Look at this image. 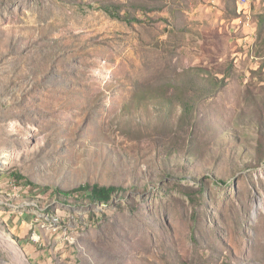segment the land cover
<instances>
[{
  "label": "rangeland",
  "instance_id": "rangeland-1",
  "mask_svg": "<svg viewBox=\"0 0 264 264\" xmlns=\"http://www.w3.org/2000/svg\"><path fill=\"white\" fill-rule=\"evenodd\" d=\"M215 7L0 0V231L28 264H264V0Z\"/></svg>",
  "mask_w": 264,
  "mask_h": 264
},
{
  "label": "bare ground",
  "instance_id": "bare-ground-1",
  "mask_svg": "<svg viewBox=\"0 0 264 264\" xmlns=\"http://www.w3.org/2000/svg\"><path fill=\"white\" fill-rule=\"evenodd\" d=\"M2 162L0 161V167L4 165V163ZM0 249L2 250V252L7 254L12 264H28L27 261L24 260L21 253L19 252L20 249L18 248L16 249L14 243L9 241L8 237L1 231H0Z\"/></svg>",
  "mask_w": 264,
  "mask_h": 264
},
{
  "label": "trees",
  "instance_id": "trees-1",
  "mask_svg": "<svg viewBox=\"0 0 264 264\" xmlns=\"http://www.w3.org/2000/svg\"><path fill=\"white\" fill-rule=\"evenodd\" d=\"M82 191H90L91 198L93 201L106 204L109 201L110 195L114 191V188H98L97 186L90 188L89 186H86L85 188H82ZM57 193L64 197L66 195V193H62L60 191H57Z\"/></svg>",
  "mask_w": 264,
  "mask_h": 264
},
{
  "label": "crops",
  "instance_id": "crops-1",
  "mask_svg": "<svg viewBox=\"0 0 264 264\" xmlns=\"http://www.w3.org/2000/svg\"><path fill=\"white\" fill-rule=\"evenodd\" d=\"M208 1V3H209V10L210 9H212V10H214V9H216L217 10V7H215L216 6V4H219L220 3V0H206V2ZM211 4H213L214 6H212V7H210V5ZM208 7V6H207ZM211 11V10H210Z\"/></svg>",
  "mask_w": 264,
  "mask_h": 264
},
{
  "label": "built area",
  "instance_id": "built-area-1",
  "mask_svg": "<svg viewBox=\"0 0 264 264\" xmlns=\"http://www.w3.org/2000/svg\"><path fill=\"white\" fill-rule=\"evenodd\" d=\"M249 0H237V4L239 6H246L248 4Z\"/></svg>",
  "mask_w": 264,
  "mask_h": 264
}]
</instances>
